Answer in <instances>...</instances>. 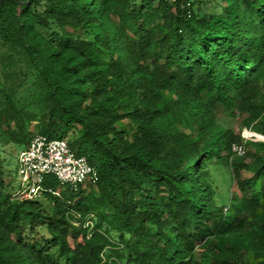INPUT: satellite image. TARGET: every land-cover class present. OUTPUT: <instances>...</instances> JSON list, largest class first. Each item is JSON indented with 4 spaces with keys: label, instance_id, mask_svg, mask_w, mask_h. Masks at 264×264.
<instances>
[{
    "label": "trees",
    "instance_id": "trees-1",
    "mask_svg": "<svg viewBox=\"0 0 264 264\" xmlns=\"http://www.w3.org/2000/svg\"><path fill=\"white\" fill-rule=\"evenodd\" d=\"M234 120L264 136V0H0V146L98 172L1 195L0 264H264V140L235 155Z\"/></svg>",
    "mask_w": 264,
    "mask_h": 264
},
{
    "label": "built area",
    "instance_id": "built-area-1",
    "mask_svg": "<svg viewBox=\"0 0 264 264\" xmlns=\"http://www.w3.org/2000/svg\"><path fill=\"white\" fill-rule=\"evenodd\" d=\"M243 137V143L233 144L235 155L245 154L247 139L264 138L253 132H245ZM18 173L21 185L12 195L28 200L42 198L46 194L60 195V190L50 183L51 178L58 180L62 186L73 188L98 180V172L85 154H77L66 139L49 138L42 133H35L20 152Z\"/></svg>",
    "mask_w": 264,
    "mask_h": 264
},
{
    "label": "rangeland",
    "instance_id": "rangeland-1",
    "mask_svg": "<svg viewBox=\"0 0 264 264\" xmlns=\"http://www.w3.org/2000/svg\"><path fill=\"white\" fill-rule=\"evenodd\" d=\"M231 126L236 130L243 133L245 131V128H241V125L237 121H232ZM264 139V138H263ZM25 148L24 147H17L16 145H1L0 151H1V158L3 163V168H6L4 170L3 174V180L5 185L0 186V196L6 193H14L18 191L21 185V177L18 173V167H19V154L20 152ZM226 172L225 168L223 166H220L217 174V184H218V190L224 197H228L230 195V192L233 190H236V183L235 181H232V183H229L228 177L230 174H224ZM244 176H248V172L243 171ZM233 203L229 202L227 204L226 210L228 212L230 211V207H233Z\"/></svg>",
    "mask_w": 264,
    "mask_h": 264
},
{
    "label": "clouds",
    "instance_id": "clouds-1",
    "mask_svg": "<svg viewBox=\"0 0 264 264\" xmlns=\"http://www.w3.org/2000/svg\"><path fill=\"white\" fill-rule=\"evenodd\" d=\"M245 132H253V131H251V130H245V131H243V133H245ZM243 133H242V136H243ZM253 133H255V132H253ZM257 134V133H256ZM258 135H260V134H258ZM261 136H263V135H261ZM264 137V136H263ZM244 138V137H243ZM244 140H245V138H244ZM247 140H252V139H247ZM260 140H264V139H260ZM244 142V141H243Z\"/></svg>",
    "mask_w": 264,
    "mask_h": 264
}]
</instances>
